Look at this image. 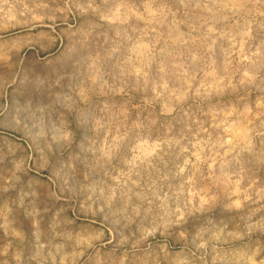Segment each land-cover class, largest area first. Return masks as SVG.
<instances>
[{"label":"clouds","instance_id":"1","mask_svg":"<svg viewBox=\"0 0 264 264\" xmlns=\"http://www.w3.org/2000/svg\"><path fill=\"white\" fill-rule=\"evenodd\" d=\"M17 2L20 15L27 14L16 21L21 32L0 31V52L6 53L0 80L7 84L0 85V97H10L7 104L0 99V242L9 249L24 244L17 264H75L84 251L105 243L110 247L102 264H264V216L254 219L264 208V120L255 123L264 116V0H207L211 17L194 28L196 37L182 41L179 59L158 70L145 32L136 43L124 38L104 49L78 47L47 78L24 66L35 55L26 54L34 45L23 28L46 27V20L67 16L73 7L99 13L100 5ZM11 11L10 0H0V13ZM254 31L260 36L255 50L249 44ZM218 47L222 64L213 59ZM126 49L136 53V62L122 66ZM133 75L138 86L143 78L145 95L149 87L155 94L149 105L162 100L166 114L184 112L181 130L154 112L130 117L131 101L121 103L127 93L117 85ZM57 76L62 87L49 88ZM60 92L70 99L57 101ZM189 101L204 108L193 112ZM145 142L155 146L150 154L141 151ZM33 169L56 178L67 206L34 194ZM73 205L92 224H77L68 215ZM60 208L65 211L57 216Z\"/></svg>","mask_w":264,"mask_h":264},{"label":"rangeland","instance_id":"2","mask_svg":"<svg viewBox=\"0 0 264 264\" xmlns=\"http://www.w3.org/2000/svg\"><path fill=\"white\" fill-rule=\"evenodd\" d=\"M96 2L100 5L99 13H93L90 10L82 12L73 7L72 12L67 16L56 13L54 20H46L44 22L47 25L46 27H24L21 34L31 36L34 45V47L26 50V54L28 56L35 55L31 64L25 62L24 66L29 67L39 76L47 78L59 62L64 57L72 54L78 47L104 49L111 46L113 41L124 38L136 43L141 35L146 32L147 35L143 43L154 47L155 62L153 67L158 70L160 64L170 65L179 59L178 53L183 50L182 41L188 40L189 34L196 37L198 34L194 31V28L199 27L212 15L204 7L207 0H185L184 3L181 0H96ZM122 3L126 7H121ZM10 4L12 11L8 17L0 13V31L21 32V26L16 25V21H23L27 18V14L25 16L20 15L23 11V5L18 3L17 0H10ZM213 11L216 10L213 9ZM101 13L108 19H101ZM223 23L225 22H221L217 27L219 28ZM252 36L253 39L249 41V44L255 50V45L258 44L260 36L255 31ZM131 47L132 44H128V48ZM247 47L248 45H245V49ZM0 55H6V53L0 52ZM88 58L86 54L81 57L78 64L87 61ZM121 59L122 66L135 63L136 53L126 49ZM213 59L217 64L223 63V53L219 50V47L217 48V55ZM149 78L152 79L151 73ZM201 78H203V74H201ZM39 82L44 83L45 81L41 79ZM0 85L7 87L3 80H0ZM139 85L141 86H138L137 77L134 75L124 80L123 84L117 85L118 87L124 86L127 93V100H122L121 103L131 101V106L128 109L130 117L133 120L145 119L150 112H154L157 116H167L174 129L181 130L187 120L184 112L172 111L170 114H166L164 112L165 104L162 100L149 105L147 101L151 100L155 94L151 93L149 87V94L145 95V89L142 87L143 78H140ZM56 86L62 87L61 77L59 76L48 83L49 88ZM172 86L179 87V83L170 84V87ZM8 92H11L10 88ZM120 95L124 96V93ZM257 95L256 92L251 93L250 100L255 101ZM54 96L57 101L62 102H67L70 99V95L63 92L55 93ZM0 99L5 104L10 101L9 96L0 97ZM189 104L192 105L193 112H197L199 108H204L203 104L195 101H189ZM38 107L40 110L43 108V106ZM204 110L206 111V108ZM196 118H200L199 113H197ZM261 120H264V116H259L255 123L259 125ZM209 126V124H205V127ZM7 148L9 152L15 151V146L11 144H8ZM154 148V145L147 142L141 145V151L144 154H150L154 151ZM77 159L81 167L86 166V157L81 155ZM87 174L90 176L91 170ZM32 176L35 179L30 181V184L33 186L35 195L43 194L47 199L53 201L59 198V202L67 206L66 199L56 189V178L47 169L39 171L33 169ZM256 207H259V205ZM64 211V208L57 209V216H61ZM68 215L74 218L76 223L82 227H87L93 221L92 217L80 214L74 205L68 208ZM260 216H264V208L257 212L254 219H258ZM93 226L99 227V222H96ZM236 226L237 224L234 223L229 227L234 229ZM24 230L26 243L27 224L24 225ZM6 242V240L0 242V264H17L16 253L23 249L24 244L18 241L9 249L3 247ZM109 247L105 243L104 246L98 245L96 249H88L75 261V264H102ZM38 255L37 252L35 256L38 257Z\"/></svg>","mask_w":264,"mask_h":264}]
</instances>
